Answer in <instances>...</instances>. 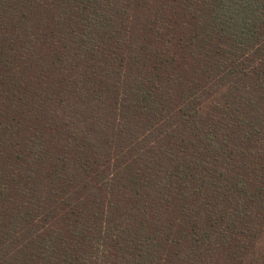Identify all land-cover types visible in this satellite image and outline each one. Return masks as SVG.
<instances>
[{"label": "trees", "instance_id": "16d2710c", "mask_svg": "<svg viewBox=\"0 0 264 264\" xmlns=\"http://www.w3.org/2000/svg\"><path fill=\"white\" fill-rule=\"evenodd\" d=\"M0 264H264V0H0Z\"/></svg>", "mask_w": 264, "mask_h": 264}]
</instances>
